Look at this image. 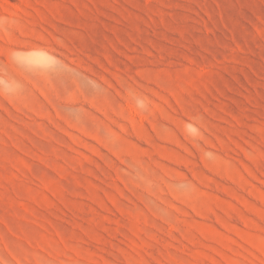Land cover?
Segmentation results:
<instances>
[{
	"label": "rangeland",
	"instance_id": "obj_1",
	"mask_svg": "<svg viewBox=\"0 0 264 264\" xmlns=\"http://www.w3.org/2000/svg\"><path fill=\"white\" fill-rule=\"evenodd\" d=\"M0 264H264V0H0Z\"/></svg>",
	"mask_w": 264,
	"mask_h": 264
}]
</instances>
